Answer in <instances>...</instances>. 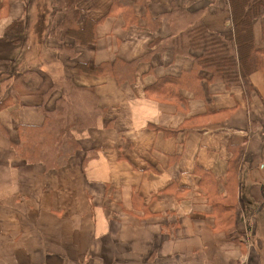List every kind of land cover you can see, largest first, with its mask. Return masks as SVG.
I'll return each instance as SVG.
<instances>
[{
  "label": "crops",
  "instance_id": "crops-1",
  "mask_svg": "<svg viewBox=\"0 0 264 264\" xmlns=\"http://www.w3.org/2000/svg\"><path fill=\"white\" fill-rule=\"evenodd\" d=\"M119 1L79 2L78 25L95 22L93 43L47 34L63 16L44 11L25 30L26 57L20 48L0 60V75L14 69L0 83V264H264V69L250 75L248 94L207 72L191 81L198 52L159 46L189 23L140 21L168 12L171 0L134 5L136 23L123 21ZM29 8L0 0V39ZM201 9L206 28L232 41L229 21L205 0L184 14L192 21ZM253 37L264 49V15ZM23 59L31 78L20 74ZM115 62L128 72L133 64L131 79L77 67ZM66 80L92 89L104 113L94 127L71 129L79 150L47 171L11 142L22 127L43 125L41 109L54 107Z\"/></svg>",
  "mask_w": 264,
  "mask_h": 264
},
{
  "label": "trees",
  "instance_id": "trees-1",
  "mask_svg": "<svg viewBox=\"0 0 264 264\" xmlns=\"http://www.w3.org/2000/svg\"><path fill=\"white\" fill-rule=\"evenodd\" d=\"M56 12L62 14L61 22L56 29L47 30V34L57 35L73 39L75 45L84 46L95 41V22L88 20L83 27L78 25V4L81 0H47ZM199 0H171L168 12L158 14L151 19H145L144 15L141 22L144 27L154 29L161 22H172L186 20L189 25L185 31L174 35L168 41L161 43L162 49H168L173 54L189 55L190 51L198 52L192 56L193 71L188 75V79H195L196 73L207 72L210 79L220 81L227 88L239 86L245 93H250L253 86L250 83V75L260 69H264V49L258 48L254 44L253 23L264 15V0H205L208 5L219 10V5L223 4V9L228 13L227 20L232 29L233 39L226 40L219 35L210 32L200 16L202 9L194 12L196 15L192 21L184 14L186 7ZM122 6V18L125 23L139 22V18L133 13L136 4L146 5L145 0H120ZM43 13V12H42ZM48 13V12H47ZM46 15V13H43ZM51 18V17H50ZM30 16L25 20L11 22L5 29L4 36L0 39V60H8L16 50L24 49L29 53L26 46L27 41L24 35L29 26ZM72 48H65L69 51ZM35 55L34 52L31 53ZM23 57V53H22ZM25 57H23L25 59ZM22 61L21 76L24 79L32 77L29 65ZM125 64V63H124ZM122 62H115L107 67L98 65L88 68L83 64H77L78 69L84 73L101 74L106 71L117 80L131 79L133 64L128 71H123ZM128 65V64H126ZM121 66V67H119ZM14 73L10 72L0 75V83L8 80ZM120 74L122 77H118ZM193 81V80H191ZM51 88L46 94L53 92ZM61 96L57 99L51 110L41 109L44 116V123L39 127H22L18 131V139L11 142V146L25 163L40 164L47 171H56L67 165L71 157L79 150V143L74 138L72 128L94 127L98 117L104 113L103 108L96 102L94 92L90 88H77L69 80L64 81ZM45 94V95H46ZM6 107V100L0 99V110ZM210 173L209 171L206 174ZM242 198L246 203V208L253 206L245 194ZM262 223L264 226V212ZM264 252L261 253L263 255Z\"/></svg>",
  "mask_w": 264,
  "mask_h": 264
},
{
  "label": "rangeland",
  "instance_id": "rangeland-1",
  "mask_svg": "<svg viewBox=\"0 0 264 264\" xmlns=\"http://www.w3.org/2000/svg\"><path fill=\"white\" fill-rule=\"evenodd\" d=\"M224 5L220 4L219 5V10H216L213 6V13L217 15H223L225 19L228 18V13L223 9ZM47 11L48 12V19L49 20H54V15H60L59 12H56L57 10L52 8L47 0H30V8L28 11V15L30 16V20H39L41 16L44 17L43 13ZM41 14V15H39ZM39 15V16H38ZM51 17V18H50ZM56 19V18H55ZM261 179V178H260ZM262 180H264V175L262 177ZM262 205L264 207V201L262 202Z\"/></svg>",
  "mask_w": 264,
  "mask_h": 264
},
{
  "label": "water",
  "instance_id": "water-1",
  "mask_svg": "<svg viewBox=\"0 0 264 264\" xmlns=\"http://www.w3.org/2000/svg\"><path fill=\"white\" fill-rule=\"evenodd\" d=\"M263 192V191H262Z\"/></svg>",
  "mask_w": 264,
  "mask_h": 264
}]
</instances>
